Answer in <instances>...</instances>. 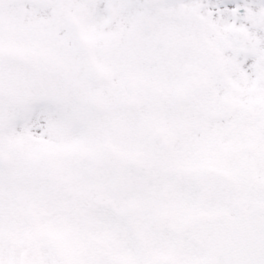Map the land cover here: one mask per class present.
I'll list each match as a JSON object with an SVG mask.
<instances>
[{"label": "snow or ice", "instance_id": "obj_1", "mask_svg": "<svg viewBox=\"0 0 264 264\" xmlns=\"http://www.w3.org/2000/svg\"><path fill=\"white\" fill-rule=\"evenodd\" d=\"M0 264H264V0H0Z\"/></svg>", "mask_w": 264, "mask_h": 264}]
</instances>
